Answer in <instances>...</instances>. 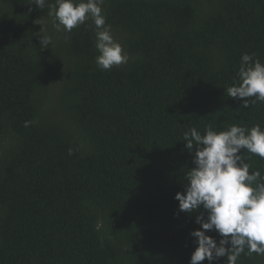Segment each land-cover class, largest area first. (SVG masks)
Returning a JSON list of instances; mask_svg holds the SVG:
<instances>
[{
	"label": "trees",
	"instance_id": "obj_1",
	"mask_svg": "<svg viewBox=\"0 0 264 264\" xmlns=\"http://www.w3.org/2000/svg\"><path fill=\"white\" fill-rule=\"evenodd\" d=\"M51 4L0 0V264H189L200 225L174 198L195 166L183 136L264 130V102L226 92L243 54L264 64V0H104L129 57L107 71L93 22L57 31Z\"/></svg>",
	"mask_w": 264,
	"mask_h": 264
},
{
	"label": "clouds",
	"instance_id": "obj_2",
	"mask_svg": "<svg viewBox=\"0 0 264 264\" xmlns=\"http://www.w3.org/2000/svg\"><path fill=\"white\" fill-rule=\"evenodd\" d=\"M103 2L55 0V4L48 5L47 14L54 18L56 30L66 33L91 20L99 52L95 63L107 71L126 64L129 57L106 24ZM46 3L47 0H31V5L41 10ZM50 43V37H41L44 48ZM238 77L239 83L226 89L229 97L240 99L244 108L249 107L248 98L255 97L252 104L264 102V64L254 59V54L241 56ZM183 139L190 154L195 150V166L186 174L184 192H177L174 198L179 202V211L198 213L195 222L200 225L190 233L196 247L189 264H201L205 259L213 264L222 257H226V264H237L242 253L264 256V175L260 170L250 172L251 166L243 155L246 151L264 159V130L259 124L250 129L234 124L220 132L208 126L201 135L193 127L184 133ZM201 209L207 212L206 217ZM208 232L217 233L219 241Z\"/></svg>",
	"mask_w": 264,
	"mask_h": 264
}]
</instances>
